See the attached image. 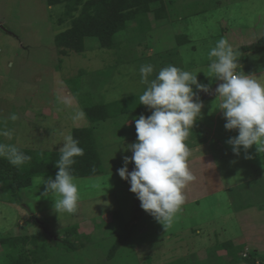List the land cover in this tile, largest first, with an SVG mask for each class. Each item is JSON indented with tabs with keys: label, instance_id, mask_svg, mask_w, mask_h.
<instances>
[{
	"label": "rangeland",
	"instance_id": "1",
	"mask_svg": "<svg viewBox=\"0 0 264 264\" xmlns=\"http://www.w3.org/2000/svg\"><path fill=\"white\" fill-rule=\"evenodd\" d=\"M163 3L167 18L155 21L149 15L143 24H130L115 36L113 48L100 49L89 39L81 54L61 56L55 36L70 28L82 2L48 7L46 0H0V127L13 130L11 139L0 136V142L59 153L65 135L90 127L87 117L72 120L75 109L87 103L77 100L75 86L90 103H129L127 111L114 113L93 130L105 173L77 179L82 196L75 215L53 211V201L41 196L39 178L19 191V205L0 201V238L35 236L47 246L40 264H227L228 252L220 250L227 242L234 244L236 255L251 252L264 258V153L253 145L251 159L243 151L233 154L226 141L238 132L224 128L222 112L215 109L218 100L209 99L210 92L201 100L202 118L186 141L197 179L185 189L186 202L171 227L142 210L130 184L117 174L123 157L132 155L125 149L136 141L135 119L151 114L139 104L148 87L141 82L142 65L154 67L149 81L171 64L199 72L198 82L211 89L217 80L205 75L207 54L217 41L225 38L239 50L264 35V0ZM183 37L188 42L182 44ZM241 69L255 71L264 81V52L249 54ZM58 97L69 99L71 107ZM13 113L16 121L9 119ZM73 226L77 233L65 236L64 230ZM124 234L127 238L111 254ZM64 243L76 248L68 250ZM6 251L0 246V264Z\"/></svg>",
	"mask_w": 264,
	"mask_h": 264
},
{
	"label": "clouds",
	"instance_id": "2",
	"mask_svg": "<svg viewBox=\"0 0 264 264\" xmlns=\"http://www.w3.org/2000/svg\"><path fill=\"white\" fill-rule=\"evenodd\" d=\"M207 55L209 64L205 75L213 81H222L215 88V100H218L215 109L222 112L226 121L224 128L238 132L226 143L236 156L243 151L245 159L252 158L248 150L253 145L258 154L264 153V81L242 71L239 50L225 38L219 39ZM139 71L141 82L148 85L139 97V104L146 106L151 114L135 119L138 142L125 149L132 155L123 157V166L117 169V174L130 184L129 191L140 201L141 209L168 228L186 202L185 189L197 179L190 167L192 151L186 141L195 123L202 118L204 104L198 92L203 91L205 96L210 86L198 82L199 72L171 64L161 68L151 81L148 77L154 71L153 65H142ZM58 100L71 107L69 99L58 97ZM85 118L83 110L76 108L72 120L78 122ZM9 119L16 121L18 116L13 113ZM0 136L11 139L13 130L0 127ZM79 143L70 132L65 135L58 150L55 178L42 176L38 180L39 187L44 186L41 196L53 201L57 215H75L79 211L82 193L72 168L76 157L84 155ZM0 158L17 168L32 159L15 145L3 142H0ZM130 162L134 168L129 172ZM97 190L102 192L103 188L97 186Z\"/></svg>",
	"mask_w": 264,
	"mask_h": 264
},
{
	"label": "trees",
	"instance_id": "3",
	"mask_svg": "<svg viewBox=\"0 0 264 264\" xmlns=\"http://www.w3.org/2000/svg\"><path fill=\"white\" fill-rule=\"evenodd\" d=\"M74 2H82L77 16L71 20L70 28L56 35L54 39L58 54L61 56H69L71 53L81 54L84 51L85 41L89 39L96 41L100 49L109 50L114 46L115 36L127 31L130 24H143L149 15L155 21L167 18L163 0H46L48 7ZM141 26L137 29H143ZM184 41L188 42L183 37L182 44ZM239 50L245 55L240 57L242 66L249 54L257 55L264 52V35L256 43L243 46ZM72 91L76 93L78 101L87 100V103L85 102L81 107L90 123L88 128H76L72 131L73 137L80 142L79 146L84 149V155L76 157V163L72 166L73 174L77 179L102 176L105 171L94 140L93 130L99 123H104L109 117L115 116L114 113L123 114L128 110L127 104L129 103L122 100L114 103L102 101L90 103L87 97L83 96L82 98L78 95V86H75ZM198 95L201 100L207 99L202 95V92H198ZM20 150L32 157L29 163L21 167H14L6 159L0 158V201L11 205L20 204L19 191L29 188L34 179L42 176L55 178V173L58 171L55 163L58 161L60 153ZM64 231L65 236H71L77 233V227L73 226ZM125 238H127L126 234L120 235L116 239L111 254L120 247ZM0 246H6V253L10 252L6 255L4 264H40L43 261L40 255L46 254L47 250V246L40 245L35 236L0 238ZM27 247L28 249H25ZM63 247L68 250L76 248L74 244L66 245V243ZM220 250L228 252L230 261L227 264H263L264 262V258L251 252L244 256L236 255L234 244L230 242L222 244ZM168 264H181V262H168Z\"/></svg>",
	"mask_w": 264,
	"mask_h": 264
},
{
	"label": "water",
	"instance_id": "4",
	"mask_svg": "<svg viewBox=\"0 0 264 264\" xmlns=\"http://www.w3.org/2000/svg\"><path fill=\"white\" fill-rule=\"evenodd\" d=\"M219 83H222V81L217 80V82H216L215 85H214L213 91L209 94V97H210V98H212V97L215 96V88L217 87V85H218ZM135 142H138V141L136 140ZM133 168H134V163L130 162L129 172L132 171Z\"/></svg>",
	"mask_w": 264,
	"mask_h": 264
},
{
	"label": "crops",
	"instance_id": "5",
	"mask_svg": "<svg viewBox=\"0 0 264 264\" xmlns=\"http://www.w3.org/2000/svg\"><path fill=\"white\" fill-rule=\"evenodd\" d=\"M255 72V71H254ZM254 72H251L250 74L256 75Z\"/></svg>",
	"mask_w": 264,
	"mask_h": 264
},
{
	"label": "flooded vegetation",
	"instance_id": "6",
	"mask_svg": "<svg viewBox=\"0 0 264 264\" xmlns=\"http://www.w3.org/2000/svg\"><path fill=\"white\" fill-rule=\"evenodd\" d=\"M213 87H214V86H212L211 90L213 89ZM211 90H210V91H211Z\"/></svg>",
	"mask_w": 264,
	"mask_h": 264
}]
</instances>
